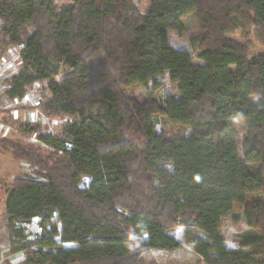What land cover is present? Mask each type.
I'll use <instances>...</instances> for the list:
<instances>
[{"label":"trees","instance_id":"1","mask_svg":"<svg viewBox=\"0 0 264 264\" xmlns=\"http://www.w3.org/2000/svg\"><path fill=\"white\" fill-rule=\"evenodd\" d=\"M190 12L202 30L198 66L168 42ZM246 26L264 47V0H151L144 15L131 0H72L60 9L53 0H0V35L21 46L7 98L48 81L43 115L73 118L59 136L40 122L18 123L53 150L43 160L6 147L46 171L5 188L10 252L24 255L16 264H159L142 252L177 249L167 232L176 225L185 238L203 233L191 245L204 264H264V53L249 59L227 37ZM165 73L179 97L168 95L163 108L151 91L143 102L127 94L149 81L156 87ZM157 114L190 134L165 139L155 132ZM236 121L245 131L242 157ZM128 130L140 143L124 140ZM83 176L89 181L79 187ZM134 178L147 187L137 196ZM251 193L261 195L248 200ZM235 205L249 231L245 250L225 247L219 235ZM34 218L40 233L30 240L22 224Z\"/></svg>","mask_w":264,"mask_h":264},{"label":"rangeland","instance_id":"2","mask_svg":"<svg viewBox=\"0 0 264 264\" xmlns=\"http://www.w3.org/2000/svg\"><path fill=\"white\" fill-rule=\"evenodd\" d=\"M151 0H131V4L136 7L143 15L149 7ZM72 0H53L54 7L60 9L69 5ZM184 26L182 33H177L174 30L168 32L169 45L174 50H185L193 57V65L198 66L201 62L197 59V54L201 50V27L198 23L194 12L188 13L182 19ZM227 37L240 43L251 59L253 56L264 53V47L255 39L253 28L251 26L238 27L235 31L229 32ZM21 46L8 45L5 43L0 35V264H10V242L9 231L7 226V216L5 213L6 203V186L10 184L16 176H28L36 179H43L42 176L46 173L42 165L30 164L25 160H14L10 157L9 151L6 147L11 144L15 146H22L32 151L35 156L46 158L48 155H53V150L37 141L34 135L22 134L19 122L32 120L33 122H40L41 131L59 136L63 126L73 118L68 115L59 116H44L40 110L41 104L50 96L46 86L48 81H38L27 87L25 96L22 99L10 100L5 94L7 88V78L17 72L20 68V52ZM59 81V78L56 79ZM158 85L153 87L151 81L147 86H136L127 91L131 96L143 102L149 99L147 92L151 91L154 100L157 101L161 108L164 107L165 98L169 95L172 97H179L177 86L170 84L168 76L165 73L163 76L157 77ZM251 100L256 101V97L252 96ZM11 120H16L11 124ZM155 132L161 134L165 139H172L176 137H185L190 134V129L187 126L172 125L167 122L162 114L155 115ZM5 123V124H4ZM8 125V126H6ZM236 128L238 132V147L242 157V146L245 139V131L241 122L236 121ZM124 140L133 141L136 144L140 143L136 132L131 130L125 131ZM4 139V142L3 140ZM6 141V142H5ZM6 149V150H5ZM37 158V157H35ZM49 162H47L48 164ZM248 167L255 172L257 164H247ZM256 173V172H255ZM89 179L85 176L81 178L79 187H86ZM133 184L136 188L135 195L139 192L147 190L142 183L137 179H133ZM260 193H251L247 195V199L251 200L259 197ZM137 196V195H136ZM242 205H235L232 214L223 219L219 235L224 239L225 247L232 250H245L240 246L243 237L249 232L247 225L243 219ZM183 217L180 216L179 220ZM25 228V234L30 240L35 238V235L40 233L38 219H31L22 224ZM57 226L60 224L57 222ZM172 234L180 246L172 251L145 248L142 252V257L146 262L156 261L159 264H204L201 259H197L196 253L191 245L193 238H204L203 233L198 230H192L190 237L185 238L183 235L184 226L176 225L167 230ZM59 240V237H55ZM72 243H63L62 246H72Z\"/></svg>","mask_w":264,"mask_h":264},{"label":"crops","instance_id":"3","mask_svg":"<svg viewBox=\"0 0 264 264\" xmlns=\"http://www.w3.org/2000/svg\"><path fill=\"white\" fill-rule=\"evenodd\" d=\"M65 247H68V246H65ZM23 256H24L23 252L10 253V255H9V263L10 264H16L17 262H19L23 258ZM196 256H198L197 259H200L199 255L196 254Z\"/></svg>","mask_w":264,"mask_h":264},{"label":"built area","instance_id":"4","mask_svg":"<svg viewBox=\"0 0 264 264\" xmlns=\"http://www.w3.org/2000/svg\"><path fill=\"white\" fill-rule=\"evenodd\" d=\"M34 219H37V218H34Z\"/></svg>","mask_w":264,"mask_h":264}]
</instances>
